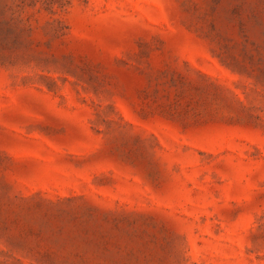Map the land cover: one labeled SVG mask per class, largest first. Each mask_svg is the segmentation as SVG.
<instances>
[{
    "label": "rangeland",
    "instance_id": "obj_1",
    "mask_svg": "<svg viewBox=\"0 0 264 264\" xmlns=\"http://www.w3.org/2000/svg\"><path fill=\"white\" fill-rule=\"evenodd\" d=\"M0 264H264V0H0Z\"/></svg>",
    "mask_w": 264,
    "mask_h": 264
}]
</instances>
